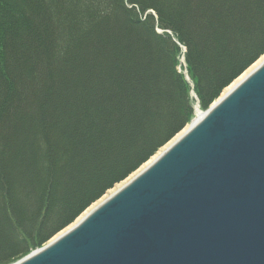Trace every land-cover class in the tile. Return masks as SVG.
<instances>
[{
    "label": "trees",
    "instance_id": "trees-1",
    "mask_svg": "<svg viewBox=\"0 0 264 264\" xmlns=\"http://www.w3.org/2000/svg\"><path fill=\"white\" fill-rule=\"evenodd\" d=\"M263 54L264 0H0V264L178 134L191 91L208 109Z\"/></svg>",
    "mask_w": 264,
    "mask_h": 264
},
{
    "label": "water",
    "instance_id": "water-1",
    "mask_svg": "<svg viewBox=\"0 0 264 264\" xmlns=\"http://www.w3.org/2000/svg\"><path fill=\"white\" fill-rule=\"evenodd\" d=\"M211 106L147 169L14 264H264V63Z\"/></svg>",
    "mask_w": 264,
    "mask_h": 264
},
{
    "label": "bare ground",
    "instance_id": "bare-ground-1",
    "mask_svg": "<svg viewBox=\"0 0 264 264\" xmlns=\"http://www.w3.org/2000/svg\"><path fill=\"white\" fill-rule=\"evenodd\" d=\"M264 63V54L260 56L252 65H250L240 76H238L227 88H225L219 98L212 104L215 105L220 99L225 97L229 92L232 91L238 84H240L244 79H246L251 73H253L259 66ZM211 106V107H212ZM209 109V108H208ZM199 109L197 106L195 107V115L197 118H194L193 123L195 124L200 117L203 116V112L207 111ZM200 111L202 114H200ZM191 124L184 127L178 134H176L168 143H166L163 147L158 149V151L150 157L145 163H143L136 171H134L131 175H129L126 179L116 184L112 189L108 190L104 196L99 198L94 204H92L89 208H87L71 225L57 233L54 237H52L45 245L54 242L58 237L72 229L78 222H80L89 212H91L96 206H98L101 202L107 199L109 196L113 195L117 190L121 189L125 184L129 183L132 179L137 177L141 172L147 169L160 155H162L166 150H168L175 142H177L180 138H182L187 131L191 128Z\"/></svg>",
    "mask_w": 264,
    "mask_h": 264
},
{
    "label": "rangeland",
    "instance_id": "rangeland-1",
    "mask_svg": "<svg viewBox=\"0 0 264 264\" xmlns=\"http://www.w3.org/2000/svg\"><path fill=\"white\" fill-rule=\"evenodd\" d=\"M182 52H184V49H182ZM178 70H179L180 73L183 75V77H184V79L186 80L188 86L192 89V88H193V83H192V81L190 80V78H189V76H188L187 69H186V66H185V63H184V59H183V57H180V59H179ZM232 82H233V81H232ZM232 82H231V83H232ZM231 83H230V84H231ZM230 84H229V85H230ZM229 85H228V86H229ZM228 86H227V87H228ZM227 87H225V88H227ZM225 88H224V89H225ZM224 89H223V90H224ZM223 90H222V91H223ZM222 91H221V92H222ZM190 93L193 94L192 91H191ZM220 94H221V93H220ZM220 94H219V96H220ZM219 96L209 104L208 108H209V107H210V106H211V105H212V104H213V103L219 98ZM194 111H195V105L193 106V116H192L190 122H191L192 120H194V118H195V113H194ZM203 111H204V110H203ZM190 122L187 123V124L185 125V127H186L187 125H189ZM167 143H168V142H167ZM130 175H131V174H130ZM117 184H118V183H117ZM115 185H116V184H115ZM115 185H114V186H115ZM114 186H113V187H114ZM113 187H112V188H113ZM112 188H111V189H112ZM106 192H107V191H106ZM106 192H105V193H106ZM104 195H105V194H104ZM104 195H103V196H104ZM94 203H95V202H94ZM94 203H93V204H94ZM91 205H92V204H91ZM91 205H90V206H91ZM90 206H89V207H90ZM89 207H88V208H89ZM86 209H87V208H86ZM86 209H85V210H86ZM85 210H84V211H85ZM84 211H83V212H84ZM83 212H82V213H83ZM82 213H81V214H82ZM81 214H80V215H81ZM80 215H79V216H80ZM79 216H78V217H79ZM78 217H77V218H78ZM77 218H76V219H77ZM76 219H75V220H76ZM75 220H74V221H75ZM74 221H73V222H74ZM73 222H72V223H73ZM72 223H71V224H72ZM71 224H70V225H71ZM67 227H68V226H67ZM64 229H65V228H64ZM61 231H62V230H61ZM58 233H59V232H58ZM53 237H54V236H53ZM44 245H45V244H44ZM44 245H43V246H44ZM37 249H38V248H37ZM21 259H22V258H21ZM19 260H20V259H19ZM19 260H17V261H19ZM17 261H16V262H17ZM14 263H15V262H14ZM12 264H13V263H12Z\"/></svg>",
    "mask_w": 264,
    "mask_h": 264
}]
</instances>
